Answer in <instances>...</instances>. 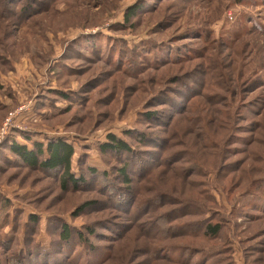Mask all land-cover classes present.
<instances>
[{
	"label": "rangeland",
	"instance_id": "rangeland-1",
	"mask_svg": "<svg viewBox=\"0 0 264 264\" xmlns=\"http://www.w3.org/2000/svg\"><path fill=\"white\" fill-rule=\"evenodd\" d=\"M260 28L264 0H0V264H264ZM111 133L134 152H102ZM57 138L77 187L5 147ZM64 221L95 234L65 243Z\"/></svg>",
	"mask_w": 264,
	"mask_h": 264
},
{
	"label": "trees",
	"instance_id": "trees-1",
	"mask_svg": "<svg viewBox=\"0 0 264 264\" xmlns=\"http://www.w3.org/2000/svg\"><path fill=\"white\" fill-rule=\"evenodd\" d=\"M137 8L131 7L129 8L128 12L125 14V25L130 20V17L134 16L136 14ZM123 24V25H124ZM264 29V28H260ZM182 57H178L177 60H180ZM166 62V61H164ZM170 63V62H168ZM167 63V64H168ZM202 75L201 77L202 83L200 82L201 89L206 87H212L217 85L219 88L224 87L225 84L223 82V79H219L218 82L213 83V80H215L216 72L212 70V68H203L202 69ZM219 75V74H218ZM211 77V82L208 81V77ZM176 79L173 80V82H180L181 77L177 76ZM209 82V83H208ZM204 83V84H203ZM195 91V90H194ZM198 93V92H197ZM185 94V93H184ZM187 94V91H186ZM191 95H194L195 92H190ZM190 95V96H191ZM64 97H67L66 94H63ZM188 96V95H187ZM190 96L187 98V100L190 98ZM179 105L176 107L178 109H181L180 111L184 110V104L180 101H177ZM176 105V104H175ZM133 132L131 130H128L126 132L127 135L130 136ZM141 135L139 136V140L143 141L145 138V133L141 132ZM164 141L163 146L160 147V152L157 153L158 159H162L163 156H165V153L167 149L171 148V143L167 139H161ZM6 142V149L13 152L16 156H18L25 164L29 165L30 167H40L44 168L46 170L55 171L60 174V180L62 182V186L66 188L69 184H72L73 187H77L79 183L82 181H85V177L77 178L75 173L72 171V158L75 154V149L73 145L66 140L62 138L57 139H50V141L47 143V145H44V143L41 142H35L34 148H29L27 145H23L21 143H17L16 141H13L11 139H8ZM2 143V142H1ZM1 145V144H0ZM102 152H116L118 154L125 152L127 154L133 153L134 150L130 146V144L124 140L123 138L119 137L116 134H109L108 135V141L104 143L101 146ZM4 157L7 159L8 155L7 153H3ZM9 158V157H8ZM88 173L90 174H100L104 178H107V174H109L108 171H99L93 167H88ZM121 176L124 178L123 182L126 184H130L132 181L128 178L126 175V171H123ZM107 184H110L111 182H106ZM113 190V196H114V202L118 205V207H121L124 209V211L128 213H133L134 216L139 215L140 210L145 208V205L149 202L146 199L138 198L137 195H133L129 189L120 190L117 188H112ZM145 201V202H144ZM260 206V204L258 205ZM262 206V205H261ZM261 208V207H260ZM264 211V208H263ZM78 214V213H77ZM76 214V215H77ZM35 222H38L37 216H31ZM61 232L60 237L63 240V242L68 243L71 242L73 239L78 238L79 241H86L88 239L87 233L89 232L91 235L95 234L94 229L86 228L87 231H73L72 227L67 222H61ZM221 223L211 224L206 223L204 227V231L206 233L212 234L214 236L218 235L219 231L221 230ZM76 236H75V235ZM18 264V262L16 263Z\"/></svg>",
	"mask_w": 264,
	"mask_h": 264
}]
</instances>
